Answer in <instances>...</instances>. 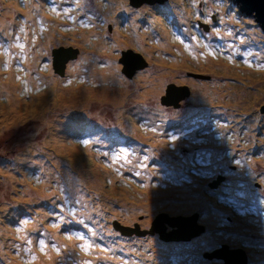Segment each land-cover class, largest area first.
<instances>
[{"label":"rangeland","instance_id":"374dc122","mask_svg":"<svg viewBox=\"0 0 264 264\" xmlns=\"http://www.w3.org/2000/svg\"><path fill=\"white\" fill-rule=\"evenodd\" d=\"M31 2L0 0V78L18 99L0 91V264H264L258 20L234 0H43L32 18ZM54 47L74 52L62 71ZM129 48L147 61L131 75ZM168 87L189 93L175 106ZM164 212L206 230L148 232Z\"/></svg>","mask_w":264,"mask_h":264},{"label":"water","instance_id":"95a60500","mask_svg":"<svg viewBox=\"0 0 264 264\" xmlns=\"http://www.w3.org/2000/svg\"><path fill=\"white\" fill-rule=\"evenodd\" d=\"M162 2L163 0H140L139 2H136L135 0H129L134 5L142 4L143 2L147 3H154V2ZM236 4H238L239 8L246 12L247 14H252L256 20H258L261 28L264 30V0H234ZM213 18H215L213 16ZM200 24H202L205 27H208V22H202L200 21ZM110 25V24H109ZM111 26V25H110ZM124 53V56L120 57V60L123 61L125 59H132V64L134 69L136 67L142 66L143 64H146L147 61H144L142 64L141 62L144 60V57L137 51L132 50L131 48L127 50L122 51ZM52 53V64L55 71H62L65 66V61L68 59L69 56L74 55L73 51H70L66 48H53ZM131 54V56H128ZM125 64V63H124ZM128 65L125 64L123 66V71L127 73L128 75H131L132 68H128ZM203 74V73H199ZM182 87H186V85H181ZM188 88H182V90H175L172 87H168L166 90V95L163 97V101L168 103H173L175 106L179 105L181 103L180 99L186 97V94H188ZM264 110V105L262 106ZM198 214V212H196ZM154 221L156 223L154 224V221H152L151 228L148 232L153 233L154 231H158L159 236L163 237L164 239H174V240H180L182 238H188L189 234H195L200 231V228L205 229L203 224H197L196 221L193 219L194 217H183V218H171L168 213H161L158 216H156ZM158 219H162V225H159ZM167 221V223H165ZM115 228L120 229L121 232H130L131 230L137 231L139 229H133L131 226L121 224L120 221H117L116 219L112 221ZM168 224L172 225L173 228L170 230H166L165 228ZM147 230L146 228L144 229ZM228 246V245H227ZM208 251V250H206ZM245 249L243 247L236 248V251H227L226 253H231L233 256L236 254H243L245 255ZM204 254V253H203ZM209 257L213 255V253L206 254ZM205 256V254H204ZM224 258L225 262L223 264H241L242 258L235 257L236 262L234 263L235 258L230 259L232 256L230 254H221L217 255ZM237 256V255H236ZM229 261V262H228ZM216 262H212L210 264H215Z\"/></svg>","mask_w":264,"mask_h":264},{"label":"bare ground","instance_id":"6f19581e","mask_svg":"<svg viewBox=\"0 0 264 264\" xmlns=\"http://www.w3.org/2000/svg\"><path fill=\"white\" fill-rule=\"evenodd\" d=\"M164 1H165V0H163L162 2H164ZM156 2H158V1H156ZM41 5H43V0H39V1L32 0L31 4H29V5L27 6V8L24 9V10L28 13L29 17L32 18V14H33V13L31 12V9H32L33 7H34L35 9H41ZM6 12H7V11H3V12L0 13V21H1L4 25L10 23V20H9L8 15H7ZM8 22H9V23H8ZM0 24H1V23H0ZM122 63H123V66H125V64H126V65H128V66H127L128 68L131 67L129 59H125V60H123ZM124 63H125V64H124ZM0 77H1V73H0ZM8 79H9V77L6 78V80H5V79L2 80V79L0 78V91L5 92L6 95L8 96V98L12 101V105H14V101H16V102L18 103V101H17L18 99L16 98V94H15V90H16V88H15V84L12 83V82H10ZM53 82H55V79H53ZM7 85L10 87V90H7ZM5 113H8V112L6 111ZM74 118H75V116L71 117L69 120L64 119V120H62V121H58V122H56V123H55V125L57 126V127H56V131H55L56 134H58L60 137L63 136L64 133L67 132V128H68L69 126H72V123H73V121L75 120ZM52 126H54V125H52ZM129 127H130V128H133L134 125H132V126L130 125ZM60 147H61V149H63V146L60 145ZM81 165H82V164H81ZM47 167H49V166L47 165ZM66 174H68V173L66 172ZM7 233H8V232H7ZM119 245H120V244H119ZM121 252H122V251H121Z\"/></svg>","mask_w":264,"mask_h":264},{"label":"flooded vegetation","instance_id":"af4514ba","mask_svg":"<svg viewBox=\"0 0 264 264\" xmlns=\"http://www.w3.org/2000/svg\"><path fill=\"white\" fill-rule=\"evenodd\" d=\"M136 2H139L140 0H135ZM145 3H147V2H143L142 4H145ZM155 3H163V2H155ZM130 4L131 5H133V6H139V5H142V4H137V5H134V4H132L131 2H130ZM147 4H150V3H147ZM123 64V63H122ZM205 225V224H204ZM206 230V229H205ZM245 249V251L246 252H244L245 253V257H246V260L248 259V253H247V250H246V247L244 248ZM218 257H220V256H218ZM251 259V258H250ZM258 260V259H257ZM225 262V260H224V258H223V260L222 261H217L215 264H223ZM229 262V261H228Z\"/></svg>","mask_w":264,"mask_h":264}]
</instances>
